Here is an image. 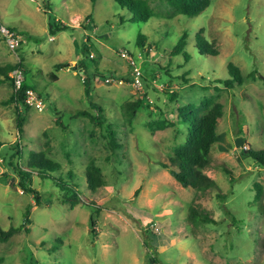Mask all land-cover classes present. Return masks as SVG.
I'll return each mask as SVG.
<instances>
[{
	"label": "rangeland",
	"instance_id": "obj_1",
	"mask_svg": "<svg viewBox=\"0 0 264 264\" xmlns=\"http://www.w3.org/2000/svg\"><path fill=\"white\" fill-rule=\"evenodd\" d=\"M148 1L154 16L146 22L129 21L116 0H0L1 19L23 34L16 51L0 38V64H24L47 104L28 107L12 98V81L0 84V224L21 225L34 203L29 230L0 239L2 264H157L155 257L158 264H264V166L245 150L264 149V0H212L196 16L168 0ZM185 33L190 60L170 52ZM198 34L216 55L200 50ZM125 50L141 62L142 87L132 83ZM62 62L68 65L59 69ZM231 63L243 77L232 87L220 81L230 78ZM130 99L144 101L133 125L122 109ZM211 102L225 109L205 169L219 186L199 191L184 187L160 161L187 139L179 108L206 109ZM113 129L123 144L117 150ZM18 146L26 157L29 149L44 151L75 171L81 202L73 205L55 180L34 172L42 201L35 204L20 185ZM92 159L106 180L96 192L86 187ZM95 204L101 214L93 225ZM193 204L218 222L191 220Z\"/></svg>",
	"mask_w": 264,
	"mask_h": 264
},
{
	"label": "trees",
	"instance_id": "obj_2",
	"mask_svg": "<svg viewBox=\"0 0 264 264\" xmlns=\"http://www.w3.org/2000/svg\"><path fill=\"white\" fill-rule=\"evenodd\" d=\"M121 7L126 8L131 14L129 21H149L154 16V10L148 0H116ZM168 2L175 7L178 12L188 16H196L207 9L212 0H168ZM122 21H125V16L121 17ZM188 34H183L177 40V43L170 49L172 56L182 54L186 60L191 59V54L186 50ZM146 35L139 33L138 43L141 46H145L144 40ZM197 44L200 50L204 53L216 55L218 50L213 43H210L205 37L198 34ZM90 51L89 45L85 47V50ZM90 56V55H89ZM21 65L26 68L24 64L18 63L14 65L3 66L0 64V84L12 81L10 72L14 67ZM68 65L66 62L59 63L57 67L59 69L65 68ZM230 78H222L221 82L228 84V86H234V82H243L241 70L238 66L231 63L229 65ZM258 73L254 71L253 75ZM13 83V81H12ZM30 83L27 72L24 88L30 87ZM35 88V87H34ZM36 89V88H35ZM86 90L91 93L89 86ZM39 91V90H38ZM23 92L18 95L14 92L13 99L21 100L23 102ZM41 94V93H40ZM177 93H174L176 95ZM25 104V103H24ZM26 105V104H25ZM144 105L143 99L127 100L122 104L123 113L127 121L133 125V119ZM28 106V105H27ZM29 107V106H28ZM225 114L224 105L221 102H211L206 109L203 108H191L190 106H184L179 108V115L183 123L187 128V139L184 143L178 145L173 155L169 157L168 161H160V164L168 169L171 174L184 186L191 187L199 191H206L211 188H218V182L211 177L205 169L212 164V150L214 146L219 143L218 125L220 118ZM77 115L89 116L91 120L98 121L99 115H95L87 110H79ZM167 122L161 121L160 128H165ZM174 124V123H173ZM18 127L20 131H23V119L19 117ZM116 130L110 131V144L112 150L121 148L123 144L118 141ZM3 143L0 142V145ZM249 156L255 159L259 164L264 166V149H254L248 146L245 149ZM27 157L23 153L22 146L16 147L14 157L17 158L15 167L22 177L20 185L28 193H33L37 199L35 204L41 203L40 193L33 186V175L37 172V175L44 178H51L57 182L62 188L67 199L72 200L73 205L81 202L82 188L78 180L76 179V172L72 169L66 170L65 167L58 161L50 158L44 151H37L36 149H29ZM17 156V157H16ZM25 163H22V161ZM86 174V187L93 192H96L106 182L102 167L97 163L96 159H92L85 169ZM76 173V174H75ZM84 174V173H83ZM85 177V176H84ZM262 194V188L258 189L257 197ZM221 196V195H220ZM96 205V204H95ZM34 203L27 207L24 216V222L19 226H11L9 229H5L0 224V239L2 241L10 239L15 233L26 228L28 223L32 222L31 210ZM94 213L91 216L92 224L95 225L97 218L101 214L100 206H93ZM189 218L195 222H214L218 220L210 215L207 211L201 209L196 205L190 206ZM156 263L160 262L158 257L154 258ZM4 261V257L0 256V264Z\"/></svg>",
	"mask_w": 264,
	"mask_h": 264
},
{
	"label": "built area",
	"instance_id": "obj_3",
	"mask_svg": "<svg viewBox=\"0 0 264 264\" xmlns=\"http://www.w3.org/2000/svg\"><path fill=\"white\" fill-rule=\"evenodd\" d=\"M0 38L5 41L10 50L16 51L23 44V34L5 23L0 17ZM94 56V54H92ZM132 67V83L136 87L144 85V72L140 60L129 50L123 52ZM13 81L14 92L20 95L23 92V102L29 107L43 110L46 107V101L42 94L30 86L24 88L26 72L23 66L18 65L10 72ZM112 78H107L110 81ZM247 148V147H246Z\"/></svg>",
	"mask_w": 264,
	"mask_h": 264
}]
</instances>
